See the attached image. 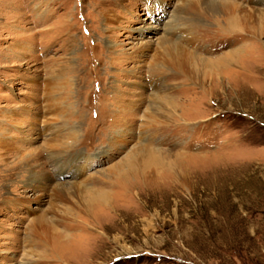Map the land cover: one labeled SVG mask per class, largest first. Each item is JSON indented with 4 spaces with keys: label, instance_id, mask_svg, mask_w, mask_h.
Returning <instances> with one entry per match:
<instances>
[{
    "label": "rangeland",
    "instance_id": "obj_1",
    "mask_svg": "<svg viewBox=\"0 0 264 264\" xmlns=\"http://www.w3.org/2000/svg\"><path fill=\"white\" fill-rule=\"evenodd\" d=\"M0 264H264V0H0Z\"/></svg>",
    "mask_w": 264,
    "mask_h": 264
}]
</instances>
